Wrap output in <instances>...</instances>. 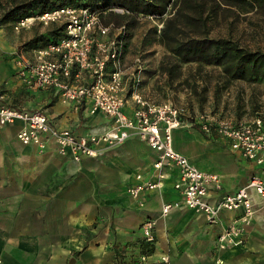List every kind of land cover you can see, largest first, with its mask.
<instances>
[{
    "label": "crops",
    "instance_id": "obj_1",
    "mask_svg": "<svg viewBox=\"0 0 264 264\" xmlns=\"http://www.w3.org/2000/svg\"><path fill=\"white\" fill-rule=\"evenodd\" d=\"M37 24L21 30L0 24V102L42 111L53 125L78 136L104 132L112 123L106 114L65 103L54 88L32 89L19 76L21 59L35 51L25 49V42L52 27ZM23 127V121L0 125V264H70L72 259L73 264H134L142 252L150 261L167 256L173 264H264V198L257 193L252 192L256 212L244 227V244L220 248L218 236L242 210H223L211 223L187 208L175 187V166L163 167L160 187L140 198L130 195L139 174L160 181L153 166L158 153L146 140L131 137L116 147L101 143L97 156L77 161L53 141L43 149L22 143ZM174 147L202 170L221 175L223 188L214 192V202L244 187L254 174L264 175V166L198 127L175 129ZM169 203L178 205L164 214ZM147 218L156 222L151 247L141 231Z\"/></svg>",
    "mask_w": 264,
    "mask_h": 264
},
{
    "label": "built area",
    "instance_id": "obj_2",
    "mask_svg": "<svg viewBox=\"0 0 264 264\" xmlns=\"http://www.w3.org/2000/svg\"><path fill=\"white\" fill-rule=\"evenodd\" d=\"M110 11L130 13L122 7ZM106 14V12L104 13ZM104 14L90 7L63 6L43 14L21 19L16 30L43 25H66V35L58 42L37 48L32 57L20 61L19 76L35 90L54 88L65 103L76 107L89 106L91 113L102 112L111 118V125L102 133L78 136L71 129L53 125L42 111L12 107L0 102V125L23 121L25 127L18 132L24 144H37L45 148L51 141L59 151L80 161L83 156H97L99 144L116 147L131 137L147 141L158 153L154 169L160 181H145L131 185L128 192L140 198L146 192L160 187L165 177L164 166H175L179 171L176 189L184 197L187 208L203 213L211 223H216L221 211L242 210L218 236V247L244 244V227L250 223L256 210L252 192L264 198V175L254 174L248 183L233 193H226L214 202V192L223 188L221 175L202 170L186 155L174 147V130L198 127L207 135H220L229 146L251 161L264 165V115L251 119L234 120L215 111L192 112L171 100L156 103L142 91V74L145 61L136 56L132 66L126 65L128 27L114 22H104ZM155 18L153 16H146ZM162 21L158 27H163ZM178 203L166 204L163 213ZM156 222L147 218L141 225L144 243L156 244ZM150 254L142 252L134 264H173L169 257L149 260ZM1 262V259H0Z\"/></svg>",
    "mask_w": 264,
    "mask_h": 264
},
{
    "label": "trees",
    "instance_id": "obj_3",
    "mask_svg": "<svg viewBox=\"0 0 264 264\" xmlns=\"http://www.w3.org/2000/svg\"><path fill=\"white\" fill-rule=\"evenodd\" d=\"M1 12L0 24L17 23L21 19L43 14L63 6L90 7L102 14H117L110 11L122 7L130 13L123 17L153 16L163 18L169 9L160 31L155 28L167 51L160 60L159 73L170 87H191L195 94L199 82L197 76L204 66L219 69V80L225 85L241 80L257 82L264 80V50L252 49L231 36H211L210 25L216 20L224 5L235 4L241 8L251 7L264 13V0H6ZM2 2L0 1V5ZM104 14V15H106ZM237 17L240 13L237 12ZM66 35V25L53 23L47 33L34 36L24 44L25 49H37L58 42ZM130 35L128 33V39ZM183 64L190 66L188 71ZM219 82V81H218ZM220 87V83H217ZM206 90V86H204Z\"/></svg>",
    "mask_w": 264,
    "mask_h": 264
},
{
    "label": "rangeland",
    "instance_id": "obj_4",
    "mask_svg": "<svg viewBox=\"0 0 264 264\" xmlns=\"http://www.w3.org/2000/svg\"><path fill=\"white\" fill-rule=\"evenodd\" d=\"M0 1L2 2L1 17L3 6L7 2L6 0ZM172 11L173 7L163 18L123 17L121 14L110 13L104 15L103 18L106 23L127 25L130 35L126 55L127 66H132L136 56L144 59L142 91L145 96L156 103L171 100L187 107L192 112L215 111L234 120L251 119L258 114L264 115V80L257 82L235 80L225 85L219 80V69L207 65L197 76L198 90L201 91L198 95L191 87L176 85L170 87L165 83V77L159 73V63L168 51L158 33L155 32V28L159 30L158 25ZM237 12L240 13L239 18ZM6 24L13 25L15 29L16 23L7 22ZM210 35L214 37L231 36L249 48L264 50V13L251 7L241 8L235 4H226L222 14L211 23ZM195 65L183 64L182 69L186 72L190 66ZM217 83H220V87Z\"/></svg>",
    "mask_w": 264,
    "mask_h": 264
},
{
    "label": "water",
    "instance_id": "obj_5",
    "mask_svg": "<svg viewBox=\"0 0 264 264\" xmlns=\"http://www.w3.org/2000/svg\"><path fill=\"white\" fill-rule=\"evenodd\" d=\"M74 261H75V259H72L71 262H70V264H73Z\"/></svg>",
    "mask_w": 264,
    "mask_h": 264
}]
</instances>
